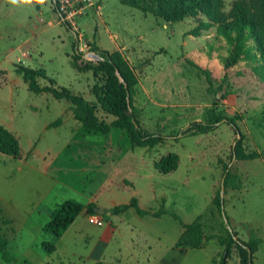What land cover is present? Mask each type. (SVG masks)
Masks as SVG:
<instances>
[{
    "label": "rangeland",
    "instance_id": "1",
    "mask_svg": "<svg viewBox=\"0 0 264 264\" xmlns=\"http://www.w3.org/2000/svg\"><path fill=\"white\" fill-rule=\"evenodd\" d=\"M55 1L13 7L0 0V124L21 147L20 159L0 153V209L9 222L0 225L6 245L0 264H93L105 259L167 264L159 257L179 240L180 221H200L208 236L228 239L231 229L243 242L255 238L252 263L264 264V83L253 60L244 56L226 69L232 45L218 36L216 27L194 37L190 33L196 19L166 22L121 0H90L92 5L76 19L82 35L78 42L60 21ZM235 1L224 0L227 19L234 17ZM94 41L110 53L119 45L138 78L134 105L141 124L166 136L164 143L153 149L134 147L127 134L114 128V145L104 149L101 133L71 131V103L30 91L17 71L21 66L42 69L48 79L40 84L54 81L56 88L93 98V88L105 82L103 73L90 72L101 61ZM74 43H87L90 50L75 54ZM94 103L98 116L111 123L114 117ZM211 116L233 120L236 127L225 120L211 133L175 140L181 129ZM58 120L64 127L44 131L45 124ZM82 145L89 147L83 150ZM237 145L239 154L254 159H239ZM170 153L180 157L179 167L163 175L154 163ZM228 169L234 182L222 192ZM120 185L123 190L108 193V186ZM219 192L227 219L215 203ZM133 198L143 209L166 216L139 221L136 211L129 210L122 219L123 235L108 245L102 228L85 213L61 237L44 230L50 210L65 201L85 205L94 199L95 205L108 208L112 201L129 204ZM145 241L151 248H140ZM187 249L184 258L168 264H222L225 257V246L217 240ZM247 250L233 245L225 263L241 264Z\"/></svg>",
    "mask_w": 264,
    "mask_h": 264
},
{
    "label": "trees",
    "instance_id": "2",
    "mask_svg": "<svg viewBox=\"0 0 264 264\" xmlns=\"http://www.w3.org/2000/svg\"><path fill=\"white\" fill-rule=\"evenodd\" d=\"M121 3L136 8L145 15H154L166 22H180L186 18L196 19L198 25L190 33L194 37H200L203 31L216 27L218 36L226 39L232 45V53L229 60L225 62V68H232L245 58L244 56H248L256 64L253 68L255 74L264 83V0H236L232 7L234 12L232 19H227L224 15V0H121ZM55 11L58 13L62 24L73 32L72 27L63 21L56 7ZM94 49L101 61L99 68H90V70L95 74L103 73L105 82L101 88L95 86L93 92L102 111L106 115L114 117L111 123H107L98 116L96 103H90L84 97L75 95L66 88H56L54 81L50 82L49 86L41 87L39 80L48 79L44 70L21 66L17 71L22 74L30 91L36 94L50 93L57 100H66L71 103L75 119L82 123L86 132L90 134L108 135L112 129L116 128L127 132L134 147L153 149L164 143L167 140L166 136L148 130L141 124L138 111L134 105L138 78L130 63L124 59L119 51L110 53L97 47ZM73 51L75 54L78 53L77 43L73 44ZM225 120L226 118L211 116L208 121L193 122L181 129L175 140L185 136L211 133L217 130ZM226 121L230 126L236 127L233 120ZM60 123L61 121L58 120L52 126H58ZM236 147L235 153L239 159H254L253 155L239 154L237 152L238 145ZM0 153L14 159L21 158V147L18 139L2 125H0ZM179 162L180 157L175 153H170L160 161H156L154 167L159 173L167 175L178 169ZM232 182H234V178L228 169L222 183L224 190H227ZM215 203L227 219L220 192L215 198ZM130 208H134L142 217L153 215L159 218L165 213L163 211L151 213L143 210L135 198L129 204L112 208L110 212L118 215ZM97 209L95 204L84 205L73 199L65 201L53 210L50 221L44 230L53 233L56 237H61L84 210H87L89 214H94ZM174 218L179 220L175 215ZM2 220V211L0 210V223ZM180 224L184 229L179 239L180 247L199 249L206 241L217 240L220 245L225 246V257L222 264H226V257H229L233 245L246 247L251 251L254 249L255 238H251L248 243L243 242L236 238L237 234L232 230L228 229L230 236L225 239L218 235H206L200 221L191 224L180 221ZM3 242L0 238V255H3V248L6 247ZM248 250L241 258V264H253L252 260L249 259ZM96 264L107 263L99 262Z\"/></svg>",
    "mask_w": 264,
    "mask_h": 264
},
{
    "label": "crops",
    "instance_id": "3",
    "mask_svg": "<svg viewBox=\"0 0 264 264\" xmlns=\"http://www.w3.org/2000/svg\"><path fill=\"white\" fill-rule=\"evenodd\" d=\"M94 43H95V45H96V47L97 48H99L100 50H105V51H109V50H107V49H105V48H103L100 44H97L95 41H94ZM116 47H117V49H115V51H119V52H121L120 51V47H119V45L117 44L116 45ZM110 52V51H109ZM111 53H113V52H111ZM72 55H73V53H72ZM71 58H72V60H73V57L71 56ZM72 65H74V64H72ZM74 68H75V66H73ZM37 70H39V69H37ZM75 70L77 71V72H79V73H82V72H80V71H78L77 70V68H75ZM90 72H93L92 70L90 71ZM93 74V73H92ZM41 80V79H40ZM40 80H39V84H40ZM40 86L41 87H46V85H42V84H40ZM92 87L93 86H89V90H90V93H91V90H92ZM42 94H46V93H42ZM93 94V93H92ZM91 96H89V98L87 99V101H89L90 103H94L97 99H96V96L93 94V98H90ZM85 99V98H84ZM68 110H72V107H70V106H68ZM72 119H73V124L71 125V126H69V128H71V131L73 132L74 130H77L78 132H82V134L84 135V136H87V135H97L98 133H93V134H90V133H88V132H86V130H85V127H84V125L82 124V123H80L79 121H77L76 119H75V116H74V112H73V110H72ZM55 122H53V123H48V124H45V128H44V131H46V132H50V131H53V130H57V129H59V128H62V127H64V122L63 121H61V123H60V125H58V126H52V124H54ZM1 125V124H0ZM4 127V126H3ZM122 135L123 136H125L126 134H127V132L126 131H123L122 130ZM112 134H113V129L111 130V132L108 134V135H103V136H105V139H104V141L103 142H100V144L102 145L101 147L102 148H104L105 149V147H110V146H112V145H114V141H113V139H112ZM128 135V134H127ZM106 141V142H105ZM105 145H107V146H105ZM83 146V150H87V148L89 147L88 145H82ZM30 161H31V159H30ZM30 163V162H29ZM28 162H26V166H30V164H29ZM21 167H19V169H20ZM164 175V174H163ZM168 175V174H167ZM125 182H126V180H125ZM121 186V185H120ZM124 189V186H121V188L120 187H115V186H108V188H107V191H108V193L109 194H111V192H112V194H115L116 192L118 193L119 191H121V190H123ZM62 204V203H61ZM89 204H95L94 203V199H92L88 204H85V205H89ZM139 204V203H138ZM60 205V204H59ZM59 205H57L56 207H58ZM119 205H123V204H118L117 202H115V201H112L111 202V205H110V207H108V208H105V207H102V206H100V205H96L97 206V208L99 209H102L103 210V212L101 213V214H97V215H99V222L98 223H91L90 222V218L94 215H91V214H89L88 212H87V210H84L81 214H83V213H85L88 217V221L91 223V224H93V225H96V226H98V227H101L102 228V231H101V234H102V236H101V238L103 239V241L108 245L110 242H112V241H119V239H120V237L123 235V231H124V226H122V219H123V216L129 211V210H135L134 208H130V209H128L127 211H125V212H123V213H121V214H118V215H115V214H112L111 212H110V210L112 209V208H114V207H116V206H119ZM139 206H140V204H139ZM56 207H54V208H52L51 210H50V214H49V220H50V217H51V213L53 212V210L56 208ZM141 207V206H140ZM142 208V207H141ZM143 209V208H142ZM1 210V209H0ZM143 210H146V209H143ZM2 211V210H1ZM136 211V210H135ZM146 211H149V210H146ZM149 212H151V213H156V212H153V211H149ZM137 213V212H136ZM137 215H138V213H137ZM139 217H140V219L141 220H139V221H143V219H145L146 217H152V218H154V219H157V220H159V219H162V218H164L166 215H165V213L164 214H162L161 215V217H159V218H157V217H155V216H153V215H148V216H144V217H142V216H140V215H138ZM3 217V216H2ZM77 218V217H76ZM74 221H76V219L74 220ZM115 221L118 223V224H114L115 223ZM74 223V222H73ZM1 224H4V225H9V222L8 221H5V219H4V217H3V220L1 221V223H0V225ZM185 224H187V223H185ZM191 224V223H190ZM181 227H182V225H181ZM183 231H184V229H183V227L181 228V230H180V233H179V235L181 236V234L183 233ZM179 239H180V237H179ZM211 241H213V240H211ZM206 242H209V241H206ZM117 243H119V242H117ZM132 243H133V239H132ZM145 243L146 244H143V246H140V248H146V247H149V248H151V246L147 243V241H145ZM176 244H177V246H176ZM187 248H190V247H180L179 246V240L177 241V243H175V246L173 247V248H171V249H167L166 250V252H164L163 254H162V256L161 257H159L160 258V262H162V263H173L175 260H177V258L178 259H181V258H184V256H186L187 254H185L184 252H186V251H188V249ZM193 249V248H192ZM200 249V248H199ZM54 251V250H53ZM50 252H52V251H50ZM173 260V261H172ZM99 262H103V263H107V264H116V263H113L112 261H111V259H105L104 261H102V260H98V261H95L93 264H96V263H99ZM136 264H140V260H138V259H136ZM229 264V263H228Z\"/></svg>",
    "mask_w": 264,
    "mask_h": 264
},
{
    "label": "built area",
    "instance_id": "4",
    "mask_svg": "<svg viewBox=\"0 0 264 264\" xmlns=\"http://www.w3.org/2000/svg\"><path fill=\"white\" fill-rule=\"evenodd\" d=\"M92 5L90 0H56L55 7L57 8L59 14L62 16L64 22L69 24L72 29L73 33L77 37V41L80 42L82 35L79 33V28L76 24V19L83 15L85 10ZM78 53H86L89 51L90 48L87 43H83L77 45ZM92 57H96L94 53L88 52ZM91 223H98L99 222V215L94 214L90 218Z\"/></svg>",
    "mask_w": 264,
    "mask_h": 264
},
{
    "label": "clouds",
    "instance_id": "5",
    "mask_svg": "<svg viewBox=\"0 0 264 264\" xmlns=\"http://www.w3.org/2000/svg\"><path fill=\"white\" fill-rule=\"evenodd\" d=\"M7 3L13 7H20L25 5L40 4L43 0H7Z\"/></svg>",
    "mask_w": 264,
    "mask_h": 264
},
{
    "label": "water",
    "instance_id": "6",
    "mask_svg": "<svg viewBox=\"0 0 264 264\" xmlns=\"http://www.w3.org/2000/svg\"><path fill=\"white\" fill-rule=\"evenodd\" d=\"M240 137V136H239ZM224 191V187L222 186V192ZM221 196H222V194H221ZM97 211L99 212V213H102L103 212V210L102 209H97ZM229 230H231V229H229ZM248 253H249V259L250 260H252V252H251V250H248Z\"/></svg>",
    "mask_w": 264,
    "mask_h": 264
}]
</instances>
